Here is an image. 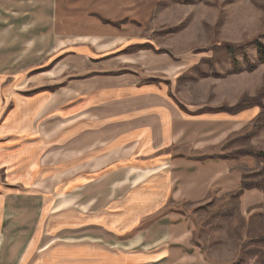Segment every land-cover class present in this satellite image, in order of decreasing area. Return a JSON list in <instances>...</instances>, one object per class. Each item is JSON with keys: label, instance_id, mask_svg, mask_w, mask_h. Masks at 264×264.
I'll return each instance as SVG.
<instances>
[{"label": "crops", "instance_id": "obj_1", "mask_svg": "<svg viewBox=\"0 0 264 264\" xmlns=\"http://www.w3.org/2000/svg\"><path fill=\"white\" fill-rule=\"evenodd\" d=\"M74 2L0 0V264H199L181 205L228 161L197 129L235 118L181 108L184 65Z\"/></svg>", "mask_w": 264, "mask_h": 264}, {"label": "rangeland", "instance_id": "obj_2", "mask_svg": "<svg viewBox=\"0 0 264 264\" xmlns=\"http://www.w3.org/2000/svg\"><path fill=\"white\" fill-rule=\"evenodd\" d=\"M74 4L70 11L84 22L82 26L80 21V29L88 28V17L96 18L133 34L141 43L149 41L142 47L165 52L177 65H184L164 82L186 111L219 112L247 98H259L264 105V64L255 45V41L264 45V0H76ZM225 46L239 48L238 73ZM16 60L12 58V63ZM249 63L257 68L249 71ZM260 112L258 107L249 108L233 121L197 129V152L240 155L238 160L205 166L195 180L197 194L181 205L195 220L199 264H264V242L258 241L264 238V189L233 197L242 181H264V159L240 153L264 152V129L246 135Z\"/></svg>", "mask_w": 264, "mask_h": 264}, {"label": "trees", "instance_id": "obj_3", "mask_svg": "<svg viewBox=\"0 0 264 264\" xmlns=\"http://www.w3.org/2000/svg\"><path fill=\"white\" fill-rule=\"evenodd\" d=\"M255 45H256L257 52H258V56L260 57V64H264V45L262 43H260L259 41H255ZM143 50H148V49H147V47H144ZM225 50L228 53V55L232 61L233 71L238 73L239 71H241L240 66L238 65V63L236 61V52L239 50V48H237L235 46H225ZM154 53L158 54V55L167 54V53L162 52V51H158V52H154ZM256 68H257V64L252 65L249 63L247 66V69L249 71H253ZM254 107L260 108L261 112L257 115L255 120L252 122V131L250 133L246 134L247 137H252V136H255L257 134V132L264 129V105L262 104V102L259 98L243 99L242 101L239 102L238 105H236L233 108H228V109L221 110L219 112L215 111V112H211V113H226V114H230V115L235 116V115H238L241 112H243L249 108H254ZM240 153L243 156L254 157L257 159H264V152H256L253 150H247L246 153H244V152H240ZM237 154H239V153L237 152ZM239 157H240V155L235 156L234 154H224V155H217V156H211V157L205 156V157L199 158V160L202 162L230 161V160H238ZM260 188L264 189V181L263 182H248V181L244 180L241 182L238 192H236V194H234L233 197H234V199H239L244 195L245 191H250L253 189H260ZM258 241L263 243L264 238H260ZM254 242H257V241L253 240L252 243H254ZM247 244H251V243H246L245 245H247Z\"/></svg>", "mask_w": 264, "mask_h": 264}]
</instances>
